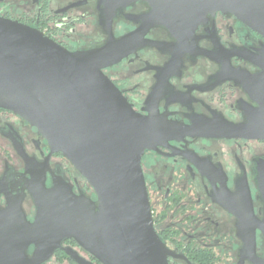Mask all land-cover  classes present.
I'll return each instance as SVG.
<instances>
[{"label": "flooded vegetation", "instance_id": "flooded-vegetation-1", "mask_svg": "<svg viewBox=\"0 0 264 264\" xmlns=\"http://www.w3.org/2000/svg\"><path fill=\"white\" fill-rule=\"evenodd\" d=\"M214 4L0 0V16L70 51L100 48L136 33L139 45L104 73L135 111L192 127L146 149L141 159L153 224L171 251L170 264H254L247 243L253 230L255 254L264 256V138L222 135L229 126L254 120L264 134V18ZM31 172H44L47 188L60 176L76 194L97 201L87 177L62 152L51 153L35 126L0 108V212L22 194L23 211L29 221L35 219ZM15 212L10 210L12 217ZM62 247L43 264H79L64 248L101 264L72 238Z\"/></svg>", "mask_w": 264, "mask_h": 264}, {"label": "water", "instance_id": "water-1", "mask_svg": "<svg viewBox=\"0 0 264 264\" xmlns=\"http://www.w3.org/2000/svg\"><path fill=\"white\" fill-rule=\"evenodd\" d=\"M211 3L216 9L264 18V0ZM135 36L70 51L43 32L0 16V108L35 126L51 153L62 152L97 195L95 201L76 194L60 176L47 188L44 172H31L36 217L28 220L22 194L16 196V205L0 212V264H43L69 238L101 264H170L171 251L153 224L141 159L146 149L167 143L182 130L190 133L192 127L172 125L158 113L135 111L104 73L134 51L139 45ZM259 128L254 120L245 127L229 126L222 135L264 138ZM13 208L17 213L12 217ZM247 243L253 263L264 264V256L255 254L254 230ZM64 250L79 264H92L73 249Z\"/></svg>", "mask_w": 264, "mask_h": 264}, {"label": "rangeland", "instance_id": "rangeland-1", "mask_svg": "<svg viewBox=\"0 0 264 264\" xmlns=\"http://www.w3.org/2000/svg\"><path fill=\"white\" fill-rule=\"evenodd\" d=\"M64 264H68V262H65Z\"/></svg>", "mask_w": 264, "mask_h": 264}]
</instances>
